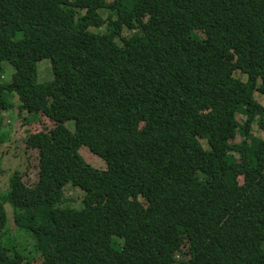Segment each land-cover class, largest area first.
<instances>
[{
	"label": "trees",
	"instance_id": "trees-1",
	"mask_svg": "<svg viewBox=\"0 0 264 264\" xmlns=\"http://www.w3.org/2000/svg\"><path fill=\"white\" fill-rule=\"evenodd\" d=\"M124 28L139 31L120 45ZM44 59L54 78L39 82ZM256 92L264 0H0V130L9 112L38 125L24 138L38 180L15 171L0 196V230L10 203L34 243H0V264H264ZM68 184L82 208L61 207Z\"/></svg>",
	"mask_w": 264,
	"mask_h": 264
},
{
	"label": "rangeland",
	"instance_id": "rangeland-1",
	"mask_svg": "<svg viewBox=\"0 0 264 264\" xmlns=\"http://www.w3.org/2000/svg\"><path fill=\"white\" fill-rule=\"evenodd\" d=\"M111 2L112 0H107ZM103 16L107 18L108 11H101ZM139 30H129L124 28L122 36L117 38V42L120 45H124V38H129L134 34L138 33ZM202 34V33H201ZM4 67V79L5 81H10L12 78V74L14 72V68L9 63H3ZM38 68V81L46 82L51 81L54 78L52 65L50 59H44L40 61L37 65ZM237 77L241 80H246V75L237 73ZM256 100L264 105V97L260 95L258 92L255 93ZM10 101L14 105V108H18L19 100L16 94H10ZM11 112L7 113L4 119V124L2 129L0 130V134L2 132H7L8 140L2 144L0 148V196L7 192L9 189V179L11 175L15 171H19L22 173L23 180L28 185H33L38 180L37 175V160H36V152L35 151H26L24 145V138L27 135L28 129H33L38 127L37 124H33L28 120L35 119L37 117L36 114H28V112H21V114L10 115ZM240 122H243L246 118L243 115H238L237 117ZM66 126L71 130H75V122L70 121L66 123ZM253 134H260L257 129V125L254 124L252 128ZM264 135V134H261ZM242 137L239 135L237 137V141H240ZM201 142L204 144L205 148H208L206 140L201 139ZM80 154L83 156L85 161L89 163L91 166L97 169H104L106 167L105 161L93 153L88 147L83 146L80 149ZM130 156V151H128ZM65 201L61 204V207H69L80 209L83 207L82 197L83 191L80 188L73 187L68 184L64 190ZM104 202V199L100 201ZM5 210L7 215V222L5 227L0 230V243L8 244L11 242L10 246L14 250L21 252L22 254L28 256V251L31 250L32 244L34 241L33 237L28 238L24 234L20 232V230L15 225L14 221V208L10 203H5ZM37 262L40 261L41 255L35 256Z\"/></svg>",
	"mask_w": 264,
	"mask_h": 264
}]
</instances>
